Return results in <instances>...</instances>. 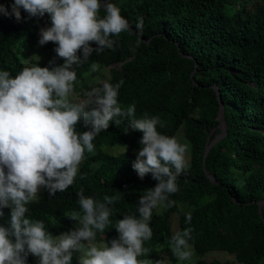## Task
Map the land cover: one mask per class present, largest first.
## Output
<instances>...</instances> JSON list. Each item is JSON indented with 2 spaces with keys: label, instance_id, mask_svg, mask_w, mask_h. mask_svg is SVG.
Instances as JSON below:
<instances>
[{
  "label": "trees",
  "instance_id": "16d2710c",
  "mask_svg": "<svg viewBox=\"0 0 264 264\" xmlns=\"http://www.w3.org/2000/svg\"><path fill=\"white\" fill-rule=\"evenodd\" d=\"M104 2L120 8L130 31L111 37L116 42L113 49L93 51L87 63L75 67V93L83 99L92 88L102 87L103 83L90 81L109 68L106 82L124 81L118 90L122 112L134 104L133 119L145 114L159 117L164 124L157 125L159 133L171 137L183 128L190 145L186 168L177 179L178 191L169 196L176 203L161 213L153 210V235L144 243L149 252L140 259L155 264L161 260L159 246L166 242L177 264L169 245L171 217L178 213V231L192 229L188 243L200 257L196 264H264V0H100L101 17L106 15ZM13 3L0 0L9 12ZM20 11L19 22L0 13V71L15 77L32 64L50 70L63 65L54 42L43 46L47 53L43 64L31 60L26 65L24 48L39 41L38 31L50 27L51 19L48 14L29 17ZM141 17L143 31L138 33ZM90 46L98 47L95 42ZM77 55L83 58L82 49ZM93 62L99 64L95 72ZM116 64L120 68H114ZM220 109L226 132L208 151L204 169L205 148L222 134ZM130 121L127 115L115 117L93 140L95 151L85 152L73 185L54 195L41 188L38 200L27 205L28 217L44 221L45 229L57 236L75 224L66 214L81 211L77 196L81 190L99 202L106 195L118 196L110 206L111 224L104 233L97 232L96 242L117 239L116 222L124 215L138 216L139 198L158 183L151 173L141 180L133 169L143 133L132 130ZM90 129L83 120L76 125L79 133ZM180 203L188 211H181ZM8 209L2 210L3 217ZM1 218L0 225L5 226ZM214 253L228 258L207 260ZM79 260L72 253V264ZM25 264H35L34 256L25 257Z\"/></svg>",
  "mask_w": 264,
  "mask_h": 264
},
{
  "label": "clouds",
  "instance_id": "9594fccd",
  "mask_svg": "<svg viewBox=\"0 0 264 264\" xmlns=\"http://www.w3.org/2000/svg\"><path fill=\"white\" fill-rule=\"evenodd\" d=\"M21 8L29 17L50 16L51 26L40 29L39 44L56 43L55 52L64 63L51 70L32 64L15 77L0 71V217L5 224L0 225V264H25L29 254L38 257L39 264H72V251L77 249L83 252L79 264H153L150 259H140L149 252L144 243L153 235V210L175 205L169 196L178 191L177 179L186 168L188 146L175 136L159 133L157 125L164 126L159 117L145 114L133 119L134 104L122 112L118 90L123 80L115 85L104 82L86 92L83 99L73 95L75 67L87 63L93 51L113 49L116 42L111 37L130 31L128 20L112 2L106 3V15L101 17L100 0H14L11 12L0 4V13L19 22ZM143 23L139 18L138 33H142ZM90 42L98 47L93 49ZM81 49L83 58L77 55ZM98 69L99 64L93 62L91 70ZM122 115L131 117L132 130L143 133L133 169L141 180L151 173L158 183L139 198L138 216L124 215L116 222L119 236L110 244H97L96 235L111 224L110 206L119 197L106 195L99 202L85 196L83 190L77 193L81 211L66 214L79 226L71 230V224L68 231L53 236L44 221L28 217L27 205L38 200L41 188L54 195L73 185L85 152L95 151V137ZM81 120L90 123L91 129L77 132ZM4 208H9L5 217ZM186 222H191L190 213ZM191 232L185 228L171 238V251L178 260L191 258Z\"/></svg>",
  "mask_w": 264,
  "mask_h": 264
},
{
  "label": "rangeland",
  "instance_id": "374dc122",
  "mask_svg": "<svg viewBox=\"0 0 264 264\" xmlns=\"http://www.w3.org/2000/svg\"><path fill=\"white\" fill-rule=\"evenodd\" d=\"M37 35L40 37V31H38ZM43 46L44 45H40L39 41H38V42H36L34 44V46L32 48H24V53L26 55L24 57L25 58L27 57V60L25 59L26 65L29 64L31 60H34L36 63L43 64V61L47 58V53L43 50ZM113 67L118 69V68H120V65L116 64ZM109 78H110L109 68H102L97 73V75L94 76V78L90 81V83H95V82L104 83ZM86 80H88V79H86ZM73 95H74L75 98L82 99V97H80L78 94L75 95V92L73 93ZM175 137L178 139V141L181 144H186L188 146L187 152L185 154V159H186V164H187L188 159H189L188 151H189L190 145H189V143L187 142V140L184 137L183 128L179 129V131L177 132ZM37 197H39V193H38ZM179 209L181 211H188L189 208L185 204L180 203V208ZM162 210H163V208H158V209H155V212L156 213H161ZM178 217H179L178 213L173 214L172 217H171L173 235L175 234V232L178 231ZM78 226L79 225H78V222H77L76 224L73 225L71 230H74ZM82 243L86 244L87 242L86 241H82ZM97 244H99V243H97ZM169 247H170V250H171V244L169 245ZM190 248H191V252H192L191 258L188 259V260H183V261L178 260L176 258L177 259V264H196L199 261L200 257L198 255H196V253L194 252V250L192 249L191 246H190ZM159 251L161 252V261H163L164 264H174L173 261L171 260L170 254L167 252L166 242H163L159 246ZM72 253L75 254L76 256H78L79 259L83 255V252L81 250H78V249L77 250H73ZM34 258H35V264H39V258L36 257V256H34ZM227 258L228 257L226 255H224V253H214V254L208 255L207 260L210 261V260H213V259H218V260H221V261H225Z\"/></svg>",
  "mask_w": 264,
  "mask_h": 264
},
{
  "label": "water",
  "instance_id": "95a60500",
  "mask_svg": "<svg viewBox=\"0 0 264 264\" xmlns=\"http://www.w3.org/2000/svg\"><path fill=\"white\" fill-rule=\"evenodd\" d=\"M107 2H104L103 3V6L105 7ZM219 121H220V124H219V127L222 129V134L210 145V146H207L205 148V151H204V156H203V166H204V169H205V162H206V157H207V154H208V151L210 150L211 146L217 141L219 140L220 138H222L224 135H225V120H224V112H223V109H220L219 113ZM261 211V210H260Z\"/></svg>",
  "mask_w": 264,
  "mask_h": 264
}]
</instances>
